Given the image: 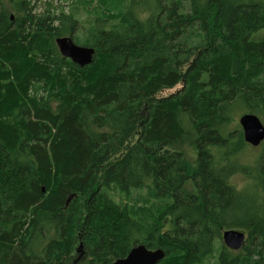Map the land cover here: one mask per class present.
Listing matches in <instances>:
<instances>
[{"label":"trees","instance_id":"obj_1","mask_svg":"<svg viewBox=\"0 0 264 264\" xmlns=\"http://www.w3.org/2000/svg\"><path fill=\"white\" fill-rule=\"evenodd\" d=\"M42 4L8 0L12 20L0 0V264L140 243L158 264H264V139L238 161L236 120L264 124V0H97L85 21ZM67 35L90 63L59 53Z\"/></svg>","mask_w":264,"mask_h":264},{"label":"water","instance_id":"obj_2","mask_svg":"<svg viewBox=\"0 0 264 264\" xmlns=\"http://www.w3.org/2000/svg\"><path fill=\"white\" fill-rule=\"evenodd\" d=\"M55 43L63 57L83 66L92 61L93 47L81 46L72 40L70 36H62L55 39ZM243 137L246 143L255 147L264 139V124L253 113H243L238 119ZM222 241L231 250L240 249L245 242V233L237 229L222 231ZM79 250V249H78ZM164 256L162 249H149L143 244L132 247L124 258L116 259L113 264H157Z\"/></svg>","mask_w":264,"mask_h":264},{"label":"rangeland","instance_id":"obj_3","mask_svg":"<svg viewBox=\"0 0 264 264\" xmlns=\"http://www.w3.org/2000/svg\"><path fill=\"white\" fill-rule=\"evenodd\" d=\"M2 1L5 3L8 11H9V15L12 16V20H13V18H14V11H11L9 9L8 0H2ZM29 1H30V4H36L38 7H43V4L42 3H48V2H50V4H53V5H51V10H53L55 12H57L59 10H62V11H64V13L72 12L73 15H75L77 18H79V20L85 21L86 20V16H85L84 11L87 8L86 6L90 5V10H91L92 7L95 5V3H96L97 0H95L93 2H92V0H81V2H78V3L76 2V0H29ZM75 4H76V6H74ZM92 16H93V13L90 14V18L91 19H92ZM90 18H88V19H90ZM81 25L83 26L82 23H81ZM67 36H69V35H67ZM78 45H81V44H78ZM178 87L179 86H176L173 89H170L168 91H165L163 93V95H166L169 92H173ZM239 117H240V115L237 116V119H236L237 122H238ZM247 148H249V149H247ZM247 148L243 149V152L239 156L238 161H240L241 163H245V164H252V163L255 162L256 156L263 149V147L261 145H258V146H255V147L249 145ZM242 176H241V174L232 175L231 176L232 177L231 178V181L233 183H235L238 187H241V186L243 187V184L246 181H248V179H246L244 175H242ZM136 194L137 193H134V195H136ZM243 232L245 233V231H243ZM76 247H77V249L80 250L81 244H78V245L76 244ZM208 263L209 264H215V261L212 258L211 260H208Z\"/></svg>","mask_w":264,"mask_h":264},{"label":"bare ground","instance_id":"obj_4","mask_svg":"<svg viewBox=\"0 0 264 264\" xmlns=\"http://www.w3.org/2000/svg\"><path fill=\"white\" fill-rule=\"evenodd\" d=\"M10 19H12V16H10ZM60 37H62V36H60ZM56 38H58V37H55L54 38V40L56 39ZM56 44V43H55ZM57 46V45H56ZM82 46V45H81ZM87 47V46H86ZM58 48V47H57ZM58 51H59V49H58ZM60 53V52H59ZM243 135V134H242ZM244 141V140H243ZM245 142V141H244ZM44 189L42 188V191H43ZM221 239H222V237H221ZM223 242V241H222ZM141 244V243H140ZM224 244V243H223ZM136 245H139V244H136ZM136 245H134V246H136ZM134 246H132V247H134ZM227 247V246H226ZM228 248V247H227ZM156 249H158V248H156ZM159 249H161V248H159ZM229 249V248H228ZM231 250V249H230ZM164 257V256H163ZM124 258V257H123ZM118 259H120V258H118ZM115 261V260H114ZM114 261H113V263H114ZM112 263V264H113Z\"/></svg>","mask_w":264,"mask_h":264}]
</instances>
